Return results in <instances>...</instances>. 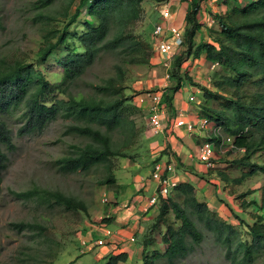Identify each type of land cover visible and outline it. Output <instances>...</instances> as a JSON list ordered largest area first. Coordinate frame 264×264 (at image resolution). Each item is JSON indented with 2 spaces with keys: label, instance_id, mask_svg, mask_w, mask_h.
Returning <instances> with one entry per match:
<instances>
[{
  "label": "trees",
  "instance_id": "16d2710c",
  "mask_svg": "<svg viewBox=\"0 0 264 264\" xmlns=\"http://www.w3.org/2000/svg\"><path fill=\"white\" fill-rule=\"evenodd\" d=\"M56 1L34 0L32 19L42 25L43 43L37 60L46 61L60 45L65 48L57 59L61 79L50 82L32 62L16 60L0 66V193L3 173L9 164L8 152L16 148L3 114L18 107H22L19 135L39 132L59 117L69 118L66 133L84 137V141L71 143L68 152L57 157L59 169L99 171L98 183L114 187L117 193L115 159L133 160L147 151H132L140 139L141 143L146 140L145 127L137 122L144 115L134 103L136 93L126 92L128 67L149 63L155 57L151 42L145 43L128 31L142 17L144 0H67L61 10L52 13L50 8ZM200 1L187 2L183 47L171 60V85L165 89L162 101L170 105L169 90L172 93L184 78L188 79L180 71L182 63L203 55L215 68L210 73V87H201L203 102L197 106L200 115L214 121L226 134L234 136L237 147L244 148L242 156L230 162L241 165L240 175L230 178L231 182L239 183L257 173L264 176V161L251 159L255 153L264 154V0H218L224 10L215 14L216 25L208 28L211 41L196 43L195 36L202 26L198 17ZM103 53L116 54L114 74L94 84L92 91L76 89L78 79ZM217 174L228 180L223 170ZM259 190V199L252 197L247 202L253 211L245 217L238 216L235 225L199 199L191 183H178L166 198L159 199L157 212L142 234L141 264H155L160 258L174 264L192 254L207 234L223 247L230 264H264V181ZM11 194L22 199H42L74 211L85 210L81 198L59 189L34 185L26 190H11ZM106 205L111 209L116 202ZM104 221L110 224L113 218H102L101 222ZM11 226L19 231H38L37 234L43 229L41 223L27 220L12 222ZM244 232L250 240L243 237ZM156 235L163 249L151 248ZM105 255L104 264L129 259L126 252Z\"/></svg>",
  "mask_w": 264,
  "mask_h": 264
},
{
  "label": "rangeland",
  "instance_id": "374dc122",
  "mask_svg": "<svg viewBox=\"0 0 264 264\" xmlns=\"http://www.w3.org/2000/svg\"><path fill=\"white\" fill-rule=\"evenodd\" d=\"M168 1L170 0L161 2L144 0L142 17L130 25L128 31L141 38L145 43L151 42L153 45L151 36L154 25L160 19V10ZM179 1L185 5L183 0ZM184 1L187 2V0ZM33 2L34 0H0V16L3 23V27L0 28V66L16 60L32 62L50 82L56 83L62 75L57 59L65 53V48L60 45L46 61L37 60V51L43 43L42 25L32 19L35 12ZM210 2L219 6L218 0H207L204 5H208L209 8L204 7L206 10L200 15L201 20L202 15L214 18L215 12L212 10ZM66 4L67 0H57L51 6L50 11L53 13L55 10H61ZM75 5L76 2L72 6V11ZM177 8L174 11L171 10L175 13L176 18L179 17ZM80 21L81 19L77 22L78 28L81 27ZM178 23L180 22L176 24L179 25ZM215 24L216 22L211 25L205 23L203 25L208 28ZM117 61L116 54L103 53L88 68L83 78L78 79L75 88L83 92L92 91L94 84L114 74V64ZM154 63L155 58L153 63L150 60L146 64H132L128 67L127 84L129 88L126 89L127 93H137L142 88V80L151 78L153 69L158 70L161 76L163 75V70ZM199 96L203 97V93H199ZM212 105L216 106L214 102ZM21 110L22 107H18L3 114V118L11 129L16 148L8 152L9 164L3 173L0 193V264H21L22 258H26L23 264H104L106 261L105 251L108 249L106 246H96L91 251L80 252V241L82 238L87 239L90 236L94 240L99 238L95 230L102 223V218L109 217V212L113 207L107 209L106 204L113 202L115 188L100 185L97 178L100 172L94 169L86 173L63 172L59 169L55 161L57 157L66 154L71 143L84 141V137L66 133V127L70 123L69 118L59 117L39 132L19 135L17 129L22 122V118L19 116ZM137 122L141 128L145 127L146 131L147 125L144 117L139 116ZM144 134L146 135V133ZM141 142L140 139L135 144L132 148L133 152L136 149H138L137 152H144L145 149H148L147 140ZM216 154L232 162L239 159L243 152L232 149L222 153L217 150L214 155ZM251 159L255 162H263L264 154L255 153ZM115 161L118 170L120 166L126 164L127 158L117 157ZM232 167L241 168V165L236 164ZM117 170H115L116 175L119 173ZM251 178L254 184L264 181V176L261 173H257ZM34 185L73 193L84 201L85 210L74 211L63 206L48 204L42 199H22L11 194V190H26ZM254 197L259 199L256 194ZM253 209L252 207L250 212ZM20 220L41 223L43 225L42 233L37 234L38 231L29 229L19 231L11 226L12 222ZM104 223L108 224L109 222L104 221ZM243 237L250 240L245 232ZM142 238L143 236L140 235L138 243L135 242L132 247L140 245ZM151 248L163 249V245L159 242V236L156 235V241L151 245ZM258 262L256 261L254 264H258ZM119 264H141L140 256L136 252L126 262ZM155 264L169 263L160 258ZM174 264L230 263L224 256L223 247L215 242L211 234H207V239L192 254L176 260Z\"/></svg>",
  "mask_w": 264,
  "mask_h": 264
},
{
  "label": "crops",
  "instance_id": "0c3cea01",
  "mask_svg": "<svg viewBox=\"0 0 264 264\" xmlns=\"http://www.w3.org/2000/svg\"><path fill=\"white\" fill-rule=\"evenodd\" d=\"M206 1H200L199 9L202 12L209 8L208 5H204ZM183 3L185 5L179 0H170L164 5H169L172 11L178 7L179 17L176 18V21L182 23L185 22L184 16L187 7V2L183 0ZM210 3L215 14L224 10V5L219 4L217 6L213 5L212 2ZM194 41L196 43L211 41L208 35V28L204 27L203 24L200 28V33L196 34ZM154 58V64L158 65L162 70L161 65L157 64L158 56ZM154 58L151 60L152 63ZM213 70V64L206 60L203 55L197 58L190 57L182 63L180 71L182 75H187L188 79L184 78L182 85L172 93L169 90L171 95L170 105L162 101L164 105L166 104L163 130L157 134H152L146 129L147 152L139 158L127 159L126 164L118 168L117 178L119 186L117 187V193H113V201L116 202V206L109 212V216L113 218L109 226L114 231L115 243L106 246L108 249L105 254L126 252L130 258L138 252L141 257L142 244H137L134 248L132 246L135 242L138 243L140 235L145 233L148 223L157 212V206H148V200L156 188V182L149 179L155 159L173 160L176 166L175 176L178 183H191L196 190L198 198L205 201L211 210L216 211L219 216L232 224L236 225L239 222L238 216L245 217L248 215L252 209V206H248L247 203L249 199L254 197L255 194L260 197L259 187L262 184L260 181L254 184L250 177L239 183L231 182L232 178L240 175L241 169L232 167L235 165L227 161L223 156L216 154L214 166L209 168L199 160V146L205 139L212 137L209 129L188 133L183 127L174 129L171 127L180 111L186 119L196 120L202 117L197 108L199 103L203 102L199 93H203L201 87H210V73ZM163 81L160 72L153 69L151 78L142 80V88L138 91L149 88L157 89ZM163 93L164 91L162 96ZM190 96H194L195 99L190 100ZM139 108L142 112L144 111L143 107ZM218 170H223L227 174L228 180H222L217 174ZM144 178L148 179L144 182ZM252 190L253 193H251ZM145 207H148L149 210L144 211ZM95 233L98 235L97 231ZM132 235L135 236L136 240L129 242V238Z\"/></svg>",
  "mask_w": 264,
  "mask_h": 264
},
{
  "label": "built area",
  "instance_id": "2783aa9c",
  "mask_svg": "<svg viewBox=\"0 0 264 264\" xmlns=\"http://www.w3.org/2000/svg\"><path fill=\"white\" fill-rule=\"evenodd\" d=\"M190 1V0H187ZM202 11H198V17L202 24L211 25L215 20L211 16L200 15ZM175 13L171 11L170 6H164L160 10V19L155 23L152 31L153 48L155 56L159 60L163 70V83L159 88L143 89L137 92L134 96V103L139 107H143V115L146 117L147 130L152 134H157L163 130L164 118L166 114V104L162 102V92L171 85L169 68L173 57L182 50L184 43V27L185 22L176 24ZM194 96H190V100H194ZM172 129L183 127L188 133L195 131L210 130L212 137L205 139L198 149V158L208 168L214 166L215 151L225 153L228 150L244 151V148H239L235 145L234 136L226 134L221 127L217 126L214 121L202 117L196 120L186 119L180 111L172 123ZM176 166L173 160H158L154 163L153 169L149 176L156 182L155 192L148 200L149 207H156L159 196H167L170 191L178 184L175 176ZM148 178H144V182ZM149 208L145 207L144 211ZM99 238L92 239V236L87 239L82 238L80 241V252L93 250L96 246H107L115 243V234L113 229L105 224L100 223L96 228ZM135 236L129 238V242H134Z\"/></svg>",
  "mask_w": 264,
  "mask_h": 264
},
{
  "label": "bare ground",
  "instance_id": "6f19581e",
  "mask_svg": "<svg viewBox=\"0 0 264 264\" xmlns=\"http://www.w3.org/2000/svg\"><path fill=\"white\" fill-rule=\"evenodd\" d=\"M201 118H202V117H201ZM145 119H146V117H145ZM157 161H158V160H157ZM154 163H155V162H154ZM153 165H154V164H153ZM152 169H153V168H152ZM151 171H152V170H151ZM171 191H172V190H171ZM171 191H170V192H171ZM154 192H155V191H154ZM153 194H154V193H153ZM153 194H152V195H153ZM152 195H151V196H152ZM162 197H163V196H159L158 201H159V199L162 198ZM165 197H166V196H165Z\"/></svg>",
  "mask_w": 264,
  "mask_h": 264
},
{
  "label": "clouds",
  "instance_id": "9594fccd",
  "mask_svg": "<svg viewBox=\"0 0 264 264\" xmlns=\"http://www.w3.org/2000/svg\"><path fill=\"white\" fill-rule=\"evenodd\" d=\"M187 2H188V1H187ZM214 20H215V18H214ZM215 22H216V20H215ZM215 25H216V24H215ZM215 25H214V26H215ZM208 28H210V27H208ZM138 92H139V91H138ZM134 96H135V95H134ZM133 99H134V98H133ZM239 148H240V147H239ZM242 152H244V151H242ZM135 240H136V238H135Z\"/></svg>",
  "mask_w": 264,
  "mask_h": 264
}]
</instances>
